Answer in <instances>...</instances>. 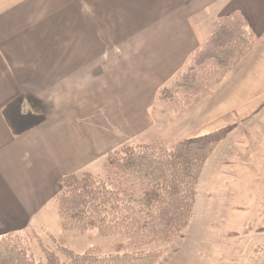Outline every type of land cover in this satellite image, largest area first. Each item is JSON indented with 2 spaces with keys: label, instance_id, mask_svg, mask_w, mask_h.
Masks as SVG:
<instances>
[{
  "label": "crops",
  "instance_id": "crops-1",
  "mask_svg": "<svg viewBox=\"0 0 264 264\" xmlns=\"http://www.w3.org/2000/svg\"><path fill=\"white\" fill-rule=\"evenodd\" d=\"M237 11L260 52L264 0H0V238L60 232L62 179L139 143L160 90Z\"/></svg>",
  "mask_w": 264,
  "mask_h": 264
},
{
  "label": "trees",
  "instance_id": "trees-1",
  "mask_svg": "<svg viewBox=\"0 0 264 264\" xmlns=\"http://www.w3.org/2000/svg\"><path fill=\"white\" fill-rule=\"evenodd\" d=\"M257 41L241 12L222 15L186 69L160 90V98L173 107L193 106ZM231 128L187 138L173 148L159 142L126 145L109 154L105 177L86 173L62 179L58 196L62 227L125 235L127 248L132 249L128 253H121L124 244L116 254L105 256L44 247L45 260L38 262L29 245L19 247L6 236L0 240V264H157L159 246L175 241L189 225L204 165ZM59 251L67 261L61 260Z\"/></svg>",
  "mask_w": 264,
  "mask_h": 264
},
{
  "label": "rangeland",
  "instance_id": "rangeland-1",
  "mask_svg": "<svg viewBox=\"0 0 264 264\" xmlns=\"http://www.w3.org/2000/svg\"><path fill=\"white\" fill-rule=\"evenodd\" d=\"M257 43L193 106H169L158 93L150 109L152 127L132 144L159 142L173 148L187 138L232 127L204 165L189 225L175 241L159 246L157 264L257 263L255 249L264 240V45L255 52ZM108 169L107 159L105 170L95 176L105 177ZM59 219L60 232L50 224L47 231L6 236L19 247L29 245L38 262L45 260L44 247L103 256L116 254L120 244L121 253L132 250L125 235L104 234L97 228L67 230ZM59 255L68 260L60 251Z\"/></svg>",
  "mask_w": 264,
  "mask_h": 264
},
{
  "label": "built area",
  "instance_id": "built-area-1",
  "mask_svg": "<svg viewBox=\"0 0 264 264\" xmlns=\"http://www.w3.org/2000/svg\"><path fill=\"white\" fill-rule=\"evenodd\" d=\"M255 255L258 259L257 264H264V240L256 247Z\"/></svg>",
  "mask_w": 264,
  "mask_h": 264
}]
</instances>
